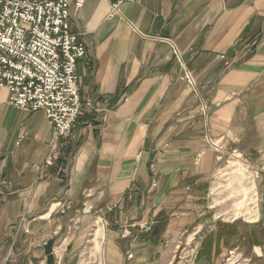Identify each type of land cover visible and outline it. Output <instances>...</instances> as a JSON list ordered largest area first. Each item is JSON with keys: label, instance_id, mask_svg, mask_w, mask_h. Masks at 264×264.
I'll return each mask as SVG.
<instances>
[{"label": "crops", "instance_id": "obj_1", "mask_svg": "<svg viewBox=\"0 0 264 264\" xmlns=\"http://www.w3.org/2000/svg\"><path fill=\"white\" fill-rule=\"evenodd\" d=\"M69 24L87 50L81 99L99 109L84 105L48 165L50 120L0 87V264H46L50 239L54 264H81L97 219L102 264L200 246L216 264L217 173L232 151L264 160V0H85Z\"/></svg>", "mask_w": 264, "mask_h": 264}, {"label": "built area", "instance_id": "obj_2", "mask_svg": "<svg viewBox=\"0 0 264 264\" xmlns=\"http://www.w3.org/2000/svg\"><path fill=\"white\" fill-rule=\"evenodd\" d=\"M84 1L0 0V87L7 89L13 106L43 111L50 120L52 149L57 150L49 164L60 156L59 142L72 138L84 105L99 109L98 102L81 99L77 63L87 50L69 24L72 9L79 10ZM184 78L196 86L190 71ZM231 155L244 158L237 151Z\"/></svg>", "mask_w": 264, "mask_h": 264}, {"label": "rangeland", "instance_id": "obj_3", "mask_svg": "<svg viewBox=\"0 0 264 264\" xmlns=\"http://www.w3.org/2000/svg\"><path fill=\"white\" fill-rule=\"evenodd\" d=\"M59 144L60 156L51 164L47 163L48 165L61 160L63 147L70 146L72 138L68 142H59ZM56 150L51 149L47 159ZM243 159L231 157L225 161L217 173L214 183L216 189L211 194V199H214L213 211L217 216L218 226L221 227L218 234L223 233L220 239H218V234L215 235L218 242L216 264H264V195L262 192L264 160ZM232 161L233 165H229ZM224 224L230 227L224 228ZM90 239L81 257V264H94L95 255L90 252ZM221 241H224L222 249L220 248ZM212 243L213 236L210 235L202 243L205 256L209 259ZM101 244L103 245V241L99 240V246L91 249L93 253L101 252ZM191 245L192 249H195L193 242ZM201 247L197 248L198 254H192V252L182 254L183 247H181L175 256L174 264H206L203 261L198 262L200 260L198 258L202 256ZM188 250L191 251V248ZM128 257H131L130 254Z\"/></svg>", "mask_w": 264, "mask_h": 264}, {"label": "bare ground", "instance_id": "obj_4", "mask_svg": "<svg viewBox=\"0 0 264 264\" xmlns=\"http://www.w3.org/2000/svg\"><path fill=\"white\" fill-rule=\"evenodd\" d=\"M101 237H102V239H101ZM103 238H104V226H103L101 220L98 219L96 221V223H95V226H94V229H93V233H92V236H91V239H90V252L95 255L94 264H102V254L103 253H102V250H101V252L99 254L98 253L95 254V253H93V251L91 249L93 247L99 246V240L101 242V240L103 241Z\"/></svg>", "mask_w": 264, "mask_h": 264}, {"label": "water", "instance_id": "obj_5", "mask_svg": "<svg viewBox=\"0 0 264 264\" xmlns=\"http://www.w3.org/2000/svg\"><path fill=\"white\" fill-rule=\"evenodd\" d=\"M155 154H152V159L154 158ZM161 200H158L160 202ZM54 239H50L46 244H45V255L47 257L46 259V264H54V255H53V246H54Z\"/></svg>", "mask_w": 264, "mask_h": 264}, {"label": "trees", "instance_id": "obj_6", "mask_svg": "<svg viewBox=\"0 0 264 264\" xmlns=\"http://www.w3.org/2000/svg\"><path fill=\"white\" fill-rule=\"evenodd\" d=\"M224 228L226 227V228H228V227H230V226H228L227 224H224V226H223ZM223 234V233H222ZM222 234H218V239H220L221 238V236L220 235H222ZM212 238V237H211ZM210 242H211V240H209Z\"/></svg>", "mask_w": 264, "mask_h": 264}]
</instances>
